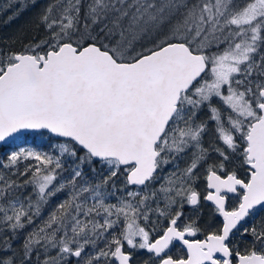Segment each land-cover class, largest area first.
Instances as JSON below:
<instances>
[{
	"label": "snow or ice",
	"instance_id": "1",
	"mask_svg": "<svg viewBox=\"0 0 264 264\" xmlns=\"http://www.w3.org/2000/svg\"><path fill=\"white\" fill-rule=\"evenodd\" d=\"M36 8L0 43V264H264V0L0 3Z\"/></svg>",
	"mask_w": 264,
	"mask_h": 264
},
{
	"label": "trees",
	"instance_id": "2",
	"mask_svg": "<svg viewBox=\"0 0 264 264\" xmlns=\"http://www.w3.org/2000/svg\"><path fill=\"white\" fill-rule=\"evenodd\" d=\"M43 2L44 0H41V3ZM0 3H2V0H0ZM37 10L38 8L25 11L10 23L8 22V16L13 14L12 10L0 13V43L6 40L10 41L12 38L22 35L25 31L28 32L30 37L32 35L30 22Z\"/></svg>",
	"mask_w": 264,
	"mask_h": 264
},
{
	"label": "flooded vegetation",
	"instance_id": "3",
	"mask_svg": "<svg viewBox=\"0 0 264 264\" xmlns=\"http://www.w3.org/2000/svg\"><path fill=\"white\" fill-rule=\"evenodd\" d=\"M230 203H231V201H230Z\"/></svg>",
	"mask_w": 264,
	"mask_h": 264
}]
</instances>
